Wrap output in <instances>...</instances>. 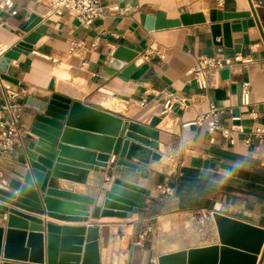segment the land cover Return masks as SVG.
<instances>
[{
  "label": "crops",
  "instance_id": "0c3cea01",
  "mask_svg": "<svg viewBox=\"0 0 264 264\" xmlns=\"http://www.w3.org/2000/svg\"><path fill=\"white\" fill-rule=\"evenodd\" d=\"M51 1L12 0L10 7L1 8L5 12L0 16L2 53L28 33L21 26L31 14L40 18L36 25L44 28L30 49L10 59L6 75L12 81L0 77V119L9 115L4 103H22L16 144L0 157V187L7 188L6 183L23 170L20 156L35 111L24 104L28 96L41 99L58 93L104 111L80 106V115L92 126L87 128L106 133L127 121L148 124L157 116L153 128L158 148L152 149L146 162L130 160L144 173L116 163L110 153L106 166L81 168V174H73L80 180L49 178L54 188L94 199L81 202L88 211L86 219L66 220L14 207L43 223L98 227V264H218L221 243L214 213L264 228V140L249 132L253 126L264 125V0H135V9L120 8L117 0H102L104 14L88 28L80 26L71 11L53 12ZM213 9L249 11L248 19L254 23L243 25L241 17L210 20ZM157 10L167 18L189 13L204 20L147 29L141 13ZM71 41L77 44L70 52ZM224 43L238 45L229 57L238 54L240 58L211 69L205 87H199L190 68L209 50L223 60L228 55L220 48ZM119 45L130 49L125 65L134 63L127 78L110 63ZM245 82L248 91L242 103ZM5 84L15 96L8 95ZM165 91L182 102L171 100ZM210 104L220 108L217 123L232 128L233 143L217 128L211 130L206 121L185 124ZM233 108L238 110V122L230 119ZM236 124L243 130H237ZM115 177L149 193L142 195L141 206L130 215H92ZM159 185L169 189L162 191ZM0 225L6 228L1 214ZM4 239L5 231L2 243ZM263 245L264 240L255 264ZM230 264L242 261L234 259Z\"/></svg>",
  "mask_w": 264,
  "mask_h": 264
},
{
  "label": "water",
  "instance_id": "95a60500",
  "mask_svg": "<svg viewBox=\"0 0 264 264\" xmlns=\"http://www.w3.org/2000/svg\"><path fill=\"white\" fill-rule=\"evenodd\" d=\"M117 1L120 8H136L135 0ZM4 13L0 9V16H4ZM249 14V11L213 9L209 19L241 17L244 18L243 25L252 24L254 19H248ZM140 18L147 29L204 20L189 13L182 14L180 18H167L162 10H157L155 14L141 13ZM39 20L38 16L31 14L21 26L28 33L0 55L1 78L12 81L6 75L10 59L31 48V43L44 28L36 25ZM31 28L32 31H29ZM220 48L228 57L233 50H238V45L230 47L224 43ZM129 50L119 45L114 49L110 62L115 68H120L123 78H127L134 68V63L125 65ZM206 54L213 55V50ZM145 66L143 64L131 76H136ZM24 104L35 111L30 121V136L20 156L23 170L19 171L17 178H11L6 183L7 188L0 187V214L5 216L6 223L5 229L0 225V256L3 257L0 264H98V227L43 223L38 217L14 206L66 220L86 219L88 211L81 206V202L93 203L94 199L54 188L49 184V178L59 176L80 180L73 174H81V168L106 166L110 153L115 156L116 163L136 167L144 173L140 165L130 160L136 158L146 162L152 149L158 148V133L153 128L158 117H152L148 124L127 121L116 131L106 133L87 128L92 126L80 115V106L104 114L106 112L85 106L67 96L58 93L41 99L28 96ZM232 113L238 114V110L233 108ZM148 193L147 188L115 177L100 206H94L91 213L101 216L130 215L141 206L142 195ZM213 217L221 243L218 264H230L234 259H241L242 264H255L256 254L264 240V228L219 213H214ZM258 264H264V245Z\"/></svg>",
  "mask_w": 264,
  "mask_h": 264
},
{
  "label": "built area",
  "instance_id": "2783aa9c",
  "mask_svg": "<svg viewBox=\"0 0 264 264\" xmlns=\"http://www.w3.org/2000/svg\"><path fill=\"white\" fill-rule=\"evenodd\" d=\"M12 5V0H2L0 1V9L5 7H10ZM51 10L55 13H62L64 10L71 11L77 22L83 28H88L96 19L100 18L104 14V4L102 0H52L51 1ZM77 43L75 41L70 42L69 51L71 52L74 49V46ZM2 54V49L0 50V55ZM240 56L235 54L233 57H225L223 60L215 57L214 55H201L199 56L192 67L190 72L193 74V77L198 82L199 87H205L206 84V75L211 69H217L224 66H229L232 64L231 60H238ZM247 82L244 83V88L241 94V102H245V95L248 91ZM4 88L9 96H15L14 92L9 84H5ZM171 100H177L182 102L173 92H164ZM142 104L144 101L141 102ZM3 107L6 108L9 112L8 117L0 119V157H3L9 153L15 146L20 127L18 124V118L22 103L19 102H10L4 103ZM220 108L214 104H210L207 111L197 116L195 119H192L185 124H201L206 121L210 125V129L213 130L217 128L220 134L224 137H227L230 142L233 143L234 138L232 136V128L229 126H221L217 123L216 116L219 113ZM230 119L236 120L238 122L240 116L238 114H233L231 109ZM237 130L242 131L243 128L240 124L234 125ZM250 135L264 140V125H256L251 127ZM108 179V178H107ZM161 187L162 191H167L168 187Z\"/></svg>",
  "mask_w": 264,
  "mask_h": 264
},
{
  "label": "bare ground",
  "instance_id": "6f19581e",
  "mask_svg": "<svg viewBox=\"0 0 264 264\" xmlns=\"http://www.w3.org/2000/svg\"><path fill=\"white\" fill-rule=\"evenodd\" d=\"M99 122H100V120H99ZM101 123V122H100ZM95 125H96V123H95ZM104 126H105V124H104ZM112 126V125H111ZM101 127H103V126H101ZM17 217V216H16ZM16 217H12V219H16L17 220V218Z\"/></svg>",
  "mask_w": 264,
  "mask_h": 264
},
{
  "label": "clouds",
  "instance_id": "9594fccd",
  "mask_svg": "<svg viewBox=\"0 0 264 264\" xmlns=\"http://www.w3.org/2000/svg\"><path fill=\"white\" fill-rule=\"evenodd\" d=\"M227 178V177H226Z\"/></svg>",
  "mask_w": 264,
  "mask_h": 264
}]
</instances>
